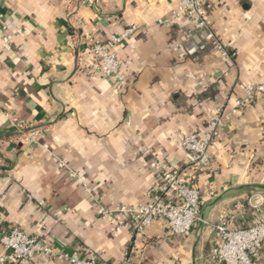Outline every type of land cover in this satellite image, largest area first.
<instances>
[{
    "label": "crops",
    "instance_id": "crops-1",
    "mask_svg": "<svg viewBox=\"0 0 264 264\" xmlns=\"http://www.w3.org/2000/svg\"><path fill=\"white\" fill-rule=\"evenodd\" d=\"M178 2L0 0V234L18 228L98 264H222L213 254L219 221L258 223L264 96L226 120L209 168H185L182 140L203 135L219 106L232 109L247 85L264 81V0L206 5L229 60L212 49L189 54L195 28L171 19ZM131 26L115 47L124 87L97 74L91 54L78 66L73 32L104 44ZM14 119L36 138L22 139ZM166 171L199 189L207 223L179 236L160 220L136 234L127 210L149 202Z\"/></svg>",
    "mask_w": 264,
    "mask_h": 264
},
{
    "label": "built area",
    "instance_id": "built-area-1",
    "mask_svg": "<svg viewBox=\"0 0 264 264\" xmlns=\"http://www.w3.org/2000/svg\"><path fill=\"white\" fill-rule=\"evenodd\" d=\"M87 1V0H85ZM93 3L94 0H88ZM213 0H179L173 10L171 19L185 18L195 28L192 35L189 54L198 58L209 49L214 50L224 59H231V53L211 29L206 5ZM136 31L135 26L126 29L121 36H112L106 43H95L92 39H84L77 32L69 37V46L75 50L79 67L86 64L91 54L97 61L96 73L115 79L124 87L125 76L121 72L122 62L115 53V47ZM260 96H264V81L249 84L244 88L242 97L234 98L232 109L219 106L208 121L203 135L190 134L182 140L185 151V168L205 170L212 165L210 148L224 139L226 120L241 115L249 105ZM18 133L22 139L34 140L37 131H27L26 126L18 123ZM105 217L108 213L101 210ZM127 213L131 216L136 234H143L157 221H164L173 235H186L198 223H207L202 217V203L199 189L184 175L177 172L163 173V184L160 189L152 190L150 201L130 207ZM232 220H220L216 225L222 235V244L213 250L222 264H256L264 253V210L261 211L256 225L246 229H230ZM0 264H31L37 260L50 259L68 264H98L94 259L84 258L78 253H68L52 246L44 245L35 236H30L18 228L0 234Z\"/></svg>",
    "mask_w": 264,
    "mask_h": 264
}]
</instances>
